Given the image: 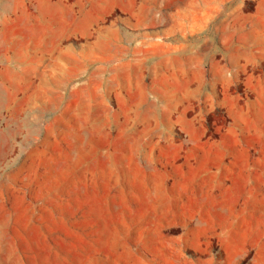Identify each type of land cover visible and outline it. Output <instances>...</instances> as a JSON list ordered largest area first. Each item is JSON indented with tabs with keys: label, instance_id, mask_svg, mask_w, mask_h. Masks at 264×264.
<instances>
[{
	"label": "rangeland",
	"instance_id": "1",
	"mask_svg": "<svg viewBox=\"0 0 264 264\" xmlns=\"http://www.w3.org/2000/svg\"><path fill=\"white\" fill-rule=\"evenodd\" d=\"M0 264H264V0H0Z\"/></svg>",
	"mask_w": 264,
	"mask_h": 264
}]
</instances>
